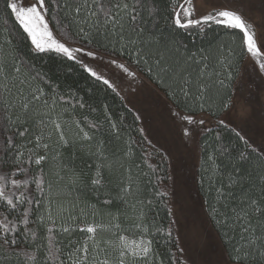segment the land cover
<instances>
[{
  "label": "snow or ice",
  "instance_id": "6c2138e0",
  "mask_svg": "<svg viewBox=\"0 0 264 264\" xmlns=\"http://www.w3.org/2000/svg\"><path fill=\"white\" fill-rule=\"evenodd\" d=\"M5 3L36 52H54L74 61L113 92L117 91L115 85L83 57L103 61L107 56L109 65L135 77L116 58L117 53L129 55L166 89L178 108L183 102L185 108L191 104L204 109L210 89L230 86L219 79V71L210 72L207 50L199 57L186 54L181 43L165 38L158 22L157 0ZM194 14L193 0H175L169 30L204 32L211 25L238 30L244 50L264 73V50L253 25L239 12L223 8L200 18H193ZM77 39L81 43L76 44ZM226 60L223 56L218 63L227 68ZM213 75L217 77L214 81ZM227 79H233L231 71ZM49 85L46 74L18 55L11 39L0 42V264H163L155 245L158 235L172 237L171 224L164 228L149 216L156 201L143 196L141 174L134 175L133 166L127 163L133 155L131 143L125 141L123 151L110 150V141L101 131L103 123L87 116L83 122L76 119L65 96L49 95ZM77 105L86 106L77 98L71 109ZM230 105L231 97L223 107ZM173 115L188 125L206 123L187 111L177 110ZM106 118L110 134L119 139V126L110 116ZM219 124L228 127L222 119ZM232 131L251 152L239 151L233 157L221 142L207 156L204 171L216 193L210 215L230 246L228 264H264V152L259 155L261 164L253 182L252 172L242 175L238 165L257 149L239 131ZM183 135L191 138L187 127ZM216 140L221 141L219 134ZM77 153L92 161L88 171L77 168ZM220 159L228 160L231 169L221 171ZM148 167L155 171L153 165ZM233 189L240 195L234 197ZM85 190L96 197L95 202L85 197ZM155 196L164 202L169 192L157 191ZM168 214L172 215L171 208ZM77 231L82 234L80 239L65 244V235Z\"/></svg>",
  "mask_w": 264,
  "mask_h": 264
},
{
  "label": "trees",
  "instance_id": "16d2710c",
  "mask_svg": "<svg viewBox=\"0 0 264 264\" xmlns=\"http://www.w3.org/2000/svg\"><path fill=\"white\" fill-rule=\"evenodd\" d=\"M174 4L175 0H157V6L159 8L158 22L165 33V38L174 39L181 43L187 50L186 54L196 53L197 57H199L202 50H207L206 54L210 57L208 60L210 72L219 71L221 73L219 79H224L225 83L230 85L229 87L215 86L210 89L207 93L208 100L204 109L191 104L185 108L183 102H181L178 108L172 98L168 96L166 89L160 87L152 79L150 74L144 71V66L142 64L138 67L135 61L127 54L121 55L117 53L116 58L123 59L134 66L157 88L163 91L167 98L178 109L187 111L189 114L198 115L205 113L211 117L218 118L228 109H225L223 104L228 101L229 97H231L232 103L235 83L250 54L244 50L242 46V34L238 30H229L220 25H211L206 28L204 32H199L197 29L187 31L178 29L170 31L169 28ZM166 25L168 26L166 27ZM5 39H11L13 45L16 47L18 55L25 61L33 64L39 71L46 74L47 79L50 81V85L46 86V91L49 95L57 94L65 96L68 99V107L71 114H73L76 119H80L83 122V117L87 116L89 120L101 121L103 123L101 131L105 140L110 141V150L120 149L123 151L125 148V141L131 143L133 155L132 159L127 163L133 166L132 172L134 175L141 174L144 188L143 196L156 201L149 212V216L155 217L158 223L164 228H167L169 224H171L172 229V215L169 216L168 214V208H171L170 195L164 198V202H161L160 197L155 196L157 191H164L162 183L164 181L166 182L169 178L168 159L164 152L157 146L151 144L141 132L140 120L137 119L138 115L135 110L125 102L120 94H117V91L113 92L112 89L108 88L102 82L90 77L83 71L80 65L74 61H69L54 52H36L34 46L31 44L30 38H28L27 34L19 27L18 23L15 21V17L10 14V10L6 8L5 0H0V42H3ZM75 43L79 44L81 42L77 39ZM85 46L93 47L86 44ZM229 50L231 51V55H229ZM223 56L227 57L225 61L227 68L218 63V60ZM193 67L198 66L193 65ZM229 71H231L233 75L231 81L227 79V73ZM216 79L217 77L213 75L212 80L214 81ZM77 98L81 99L86 106L81 109L77 105L75 109L72 110L71 105L76 102ZM105 106H107V114L105 113ZM92 108H95L96 111H90ZM107 116H110L111 120L116 122L119 126V139L114 138V136L110 134ZM232 129L235 128L230 125L224 128L218 123L203 132L200 138V162L196 172L198 192L203 200L211 224L220 237L229 259L230 246L222 235V229L217 226L210 215L211 207L215 205L216 193L210 188L207 182L208 174L204 171V168L207 167L205 163L207 156L215 152L221 142L224 146L229 148L233 157H235L239 151L251 152V149L235 136ZM217 134L221 137L220 142L216 140ZM68 152L70 153L71 149H69ZM259 155L260 152L257 150L256 153H251L248 161H242L238 165L241 168L242 175L250 171L252 172L253 182H256L257 166L261 164ZM145 160H147V164ZM91 163L92 161L88 157L81 153H77L75 164L78 169L88 171L87 165ZM217 163L221 165V171L223 172H227L232 167L226 159H220ZM148 164L153 165L155 171L150 169ZM136 165H139V168H137ZM143 173H147V175H142ZM202 179L204 183H202ZM249 187L250 184L248 183L244 185L245 189ZM251 194L255 196L257 193L253 190ZM238 195H240V191L233 189V196L235 197ZM85 197L93 202L96 200V197L87 190H85ZM232 203L235 204V200H233ZM217 207L219 206L217 205ZM238 231L239 230H237V234ZM43 234L44 230L41 229L40 235ZM81 235L82 234L78 231L72 233L71 236L65 235L64 243L68 244L70 240H78ZM229 235H232V233L230 232ZM155 247L163 260V264H189L181 255L179 244L173 230L170 239L166 235L162 237L158 235ZM67 250L68 249H65V251Z\"/></svg>",
  "mask_w": 264,
  "mask_h": 264
},
{
  "label": "rangeland",
  "instance_id": "374dc122",
  "mask_svg": "<svg viewBox=\"0 0 264 264\" xmlns=\"http://www.w3.org/2000/svg\"><path fill=\"white\" fill-rule=\"evenodd\" d=\"M193 6V18L223 8L239 12L253 25L258 45L264 50V0H193ZM83 59L115 85L117 92L138 115L146 139L166 155L169 178L162 183V188L170 195L172 230L179 249H183L182 257L189 264H228L230 259L228 255L222 256L223 243L211 224L196 185L200 138L206 129L222 119L226 124L242 129L248 142L260 153L264 152V73L259 71L255 60L250 56L247 58L235 83L230 107L218 118L205 113L194 115L206 122L197 127L175 117L173 112L182 110L125 60L117 58L136 73L135 77H128L114 65H109L107 56L103 61L90 57ZM185 127L191 132L190 139L183 135Z\"/></svg>",
  "mask_w": 264,
  "mask_h": 264
},
{
  "label": "crops",
  "instance_id": "0c3cea01",
  "mask_svg": "<svg viewBox=\"0 0 264 264\" xmlns=\"http://www.w3.org/2000/svg\"><path fill=\"white\" fill-rule=\"evenodd\" d=\"M263 109H264V106H263ZM233 127L243 135V131H242V129L238 128L237 126H233ZM221 253H222V256H226V257H227L226 251H221ZM212 254H215V253L212 252ZM215 256H216V255H215ZM227 258H228V257H227Z\"/></svg>",
  "mask_w": 264,
  "mask_h": 264
},
{
  "label": "bare ground",
  "instance_id": "6f19581e",
  "mask_svg": "<svg viewBox=\"0 0 264 264\" xmlns=\"http://www.w3.org/2000/svg\"><path fill=\"white\" fill-rule=\"evenodd\" d=\"M209 253H211L210 251H209ZM212 254V253H211Z\"/></svg>",
  "mask_w": 264,
  "mask_h": 264
}]
</instances>
